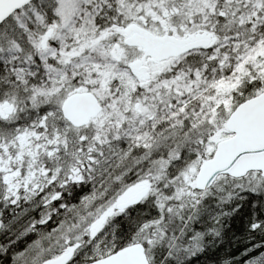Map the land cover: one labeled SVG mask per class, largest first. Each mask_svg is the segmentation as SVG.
Here are the masks:
<instances>
[{"label": "snow or ice", "instance_id": "6c2138e0", "mask_svg": "<svg viewBox=\"0 0 264 264\" xmlns=\"http://www.w3.org/2000/svg\"><path fill=\"white\" fill-rule=\"evenodd\" d=\"M0 264H264V0H0Z\"/></svg>", "mask_w": 264, "mask_h": 264}]
</instances>
